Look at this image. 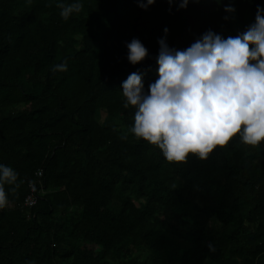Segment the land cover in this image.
Returning <instances> with one entry per match:
<instances>
[{
	"label": "trees",
	"instance_id": "16d2710c",
	"mask_svg": "<svg viewBox=\"0 0 264 264\" xmlns=\"http://www.w3.org/2000/svg\"><path fill=\"white\" fill-rule=\"evenodd\" d=\"M83 2L65 21L57 0H0V163L23 181L0 210V264H264V142L169 162L131 135L120 94L133 72L155 81L165 28L180 50L209 29L235 36L264 0ZM133 38L148 49L136 65Z\"/></svg>",
	"mask_w": 264,
	"mask_h": 264
},
{
	"label": "clouds",
	"instance_id": "9594fccd",
	"mask_svg": "<svg viewBox=\"0 0 264 264\" xmlns=\"http://www.w3.org/2000/svg\"><path fill=\"white\" fill-rule=\"evenodd\" d=\"M31 4L32 0H26ZM175 0H168L171 10ZM190 0H179L186 9ZM155 0H138L142 10ZM67 21L84 9L83 0H57ZM223 11L235 13L229 3ZM157 40L156 79L145 90L142 73L133 72L121 84L123 107L134 109L132 136L156 147L169 162H185L190 155L207 160L233 140L247 146L264 142V6L254 21L235 36L222 37L211 29L180 50L167 44L168 29ZM127 61L136 65L148 57L138 38L126 44ZM67 62L52 67L66 72ZM23 181L10 165L0 163V210L9 206V192ZM6 186L8 190H6Z\"/></svg>",
	"mask_w": 264,
	"mask_h": 264
},
{
	"label": "built area",
	"instance_id": "2783aa9c",
	"mask_svg": "<svg viewBox=\"0 0 264 264\" xmlns=\"http://www.w3.org/2000/svg\"><path fill=\"white\" fill-rule=\"evenodd\" d=\"M42 178V170H37L35 172V180L27 185V195L22 202V208H31L37 204L38 193L43 188Z\"/></svg>",
	"mask_w": 264,
	"mask_h": 264
}]
</instances>
